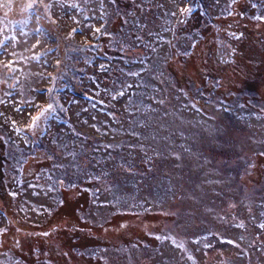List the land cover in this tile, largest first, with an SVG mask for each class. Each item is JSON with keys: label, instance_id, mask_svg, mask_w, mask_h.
<instances>
[{"label": "rangeland", "instance_id": "obj_1", "mask_svg": "<svg viewBox=\"0 0 264 264\" xmlns=\"http://www.w3.org/2000/svg\"><path fill=\"white\" fill-rule=\"evenodd\" d=\"M180 1L148 0L147 9L144 0H0L2 88L15 64L63 63L56 28L68 39L74 26L82 36L103 23L169 25L151 55L156 66L104 112L75 117L81 105L63 101V74L51 65L57 105L78 128L53 117L54 103L31 119L35 104H21L20 93L0 101V264L13 257L15 264H222L235 257L246 264L235 244L217 248L216 240L238 242L239 231L252 235L255 226L253 236L264 242V0H257L259 14L249 0ZM136 33L126 31L131 39ZM102 49L79 63L77 53L63 55L78 63L79 85L89 91L112 85ZM10 139L24 149L9 148ZM16 192L41 211L24 202L30 209L22 215Z\"/></svg>", "mask_w": 264, "mask_h": 264}, {"label": "trees", "instance_id": "obj_2", "mask_svg": "<svg viewBox=\"0 0 264 264\" xmlns=\"http://www.w3.org/2000/svg\"><path fill=\"white\" fill-rule=\"evenodd\" d=\"M174 4L182 3L180 0H173ZM199 1V0H198ZM195 0H185L184 3L188 2H198ZM206 1V0H205ZM238 1V0H236ZM252 1L253 4H255L256 9L255 13L259 14V10L261 11L260 4L257 0H249ZM166 0H161V5H165ZM120 4V2H119ZM118 4V6H119ZM148 0H144L143 7L145 6L147 9L150 8ZM166 4H169L166 2ZM51 6V3L47 5V7ZM117 8V7H116ZM115 8V9H116ZM118 9V8H117ZM120 9V8H119ZM48 10V9H47ZM228 14V13H227ZM264 14V13H261ZM119 16V14L115 15L114 18ZM47 18H49L50 21L55 24V22L52 20L51 15H47ZM45 17V18H46ZM137 17L140 18L139 14ZM154 23V27L150 29V25ZM80 25V24H79ZM200 24H198L199 26ZM102 27L97 28L96 26L89 29V32L87 34H83L82 36H78L77 32L82 31L79 29L78 26H74L72 28L66 29L68 39H63L62 35H60V29L56 28V32L59 35V39L61 41V45L63 46V51L59 53L60 60H63V63H56L54 64L53 61L51 62V65L54 66V68H58L61 74H63V80L61 82L62 87L66 88L63 89L62 92L60 88L58 89L59 92H62L63 101L67 100L68 102H75L79 105V109L73 111L75 117L77 116H84L85 111L89 108H94L97 110H100L101 112H104V110L110 106H112L113 101L115 99L120 98L126 90L131 89L132 82H134L136 79L140 78V74L142 71H144L146 68L155 67L157 61L156 59L152 58V53L156 52L157 49L159 50V41L165 37H168L165 33L167 32V27L169 26L167 22H163L161 20L155 21V22H149L148 25H143L142 22H133L132 24L127 23V21H122L118 26H115L114 28L109 27L107 24H102ZM92 29H98L97 31H94ZM134 30L136 31V35H134V38L131 39L127 36L126 31L127 30ZM58 30V31H57ZM189 32L193 34V30L189 29ZM113 35L116 39L115 44H110L108 42V37H111ZM192 37V35H191ZM170 38V37H169ZM107 39V40H106ZM106 40V44H105ZM68 41V44H67ZM172 45H176L178 48L180 44L182 43L181 40L172 38L170 39ZM67 45V46H66ZM69 45V46H68ZM106 45V46H105ZM70 46H72V50H70ZM90 46V47H89ZM105 46V48H104ZM1 47V43H0ZM54 47H56L54 45ZM89 47V48H88ZM104 50H103V49ZM103 50V54L105 56V59L101 60L102 63V69L105 68V70L109 73L111 77H108V83L112 84L109 85V87H101L100 89H93V91H89L87 88H84L83 85H79V78L78 73H82L80 69H76V65L83 60L88 58L89 53L95 52V50L98 51ZM89 51V52H88ZM76 53L78 54V59L75 56ZM80 54H83V56H80ZM43 51H37L36 56L40 60H44L43 58ZM63 55H71L75 56V60H77V64H73L74 67L70 64L73 60L67 59ZM57 58V57H56ZM58 59V58H57ZM72 60V61H70ZM114 63L113 69L108 68L109 63ZM5 63V60H0V64L3 65ZM45 67V68H31L29 64L20 66L15 64L12 66L11 72L9 73L8 79L6 80L7 84L4 88L0 86V101L8 99L10 96L13 95V93H20L18 100L21 102V104H29L30 103L35 104L33 110L31 111V119L38 114V112L43 109L42 107H47V105L53 104V106L57 110V115L52 112L54 115L53 117L58 119V121H62L65 124L72 123L74 124L75 128H78V126L75 124L77 123L76 118H72V114L67 113V109H65V106L62 109H59L57 105V93L52 92L54 87H57L58 80L55 74L56 72L51 67ZM59 66V67H58ZM100 70V69H98ZM97 70V71H98ZM139 71V75H137V72ZM135 72V73H134ZM93 74V73H92ZM13 77V81L10 79ZM94 78V76H92ZM5 79V78H4ZM3 80L2 77H0V82ZM1 84V83H0ZM71 91L70 96H67L66 94L69 93V90ZM45 93L47 94L46 100H37L35 96L38 93ZM122 94V95H120ZM61 96V97H62ZM68 108V107H66ZM65 109V110H64ZM64 110V111H63ZM115 110V109H113ZM92 116L94 114L92 113ZM116 117V116H115ZM36 119V118H35ZM35 121V120H34ZM57 132L54 133V136L57 137ZM37 143H33L30 145L28 154L31 153L33 149H36V145H39V141H36ZM9 148L13 147H20L19 149H24V145H20L19 142L11 140L9 141ZM45 145V144H44ZM47 148V147H46ZM26 155V157H27ZM25 157V161H26ZM52 159V158H51ZM24 161V162H25ZM54 162V159H52V163ZM51 163V164H52ZM57 177H54V181H57ZM23 182L22 179H19ZM20 184V183H19ZM14 198H17V209H19L20 213L22 215L27 214V211L30 209L27 206L24 205V202H29L26 198L22 197L19 199V196L16 193H14ZM55 198H59L57 195ZM58 202L57 200H55ZM33 206H36L38 209L36 211H41V204L34 203L30 201ZM50 209L49 207H46ZM248 215H251L252 212H247ZM225 217L227 219L228 224L229 223H237L236 222V216L233 214L229 215H222L220 219ZM244 222V221H243ZM242 222V223H243ZM241 223V222H240ZM247 223V222H246ZM253 234L250 235L248 233H242L241 231L238 232V242L235 241L233 238H229L228 236H223L216 240V247L219 248L223 242L225 243H231L235 244L236 247H238V251L241 252L239 255L246 256V259H249L250 261H246V264H264V257H261V254L259 252L260 249L264 248V242H260L255 238V234H258V231L256 227L253 228ZM233 236V234H232ZM264 256V255H262ZM17 257L11 258L9 261L10 264H15V261H17ZM6 264L4 260H2ZM222 264H239L238 259L235 258H228L223 261ZM242 264V263H240Z\"/></svg>", "mask_w": 264, "mask_h": 264}, {"label": "snow or ice", "instance_id": "obj_3", "mask_svg": "<svg viewBox=\"0 0 264 264\" xmlns=\"http://www.w3.org/2000/svg\"><path fill=\"white\" fill-rule=\"evenodd\" d=\"M184 11H187V9H185ZM49 107H51V106H49ZM35 119V118H34Z\"/></svg>", "mask_w": 264, "mask_h": 264}]
</instances>
